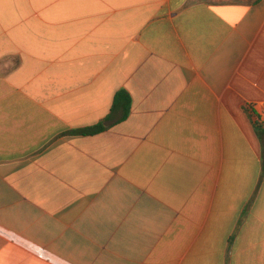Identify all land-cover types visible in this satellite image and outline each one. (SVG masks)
I'll return each mask as SVG.
<instances>
[{
	"label": "crops",
	"instance_id": "1",
	"mask_svg": "<svg viewBox=\"0 0 264 264\" xmlns=\"http://www.w3.org/2000/svg\"><path fill=\"white\" fill-rule=\"evenodd\" d=\"M259 121L264 0H0V264H264Z\"/></svg>",
	"mask_w": 264,
	"mask_h": 264
},
{
	"label": "trees",
	"instance_id": "2",
	"mask_svg": "<svg viewBox=\"0 0 264 264\" xmlns=\"http://www.w3.org/2000/svg\"><path fill=\"white\" fill-rule=\"evenodd\" d=\"M118 97L121 98L124 102H126V107H128V102H129V96L125 91H120L118 92ZM104 127L102 124H98L93 127L85 128V129H80V130H75L74 133L80 134V135H90L94 134L100 131H103Z\"/></svg>",
	"mask_w": 264,
	"mask_h": 264
},
{
	"label": "built area",
	"instance_id": "3",
	"mask_svg": "<svg viewBox=\"0 0 264 264\" xmlns=\"http://www.w3.org/2000/svg\"><path fill=\"white\" fill-rule=\"evenodd\" d=\"M258 123H260V124H264V121H259Z\"/></svg>",
	"mask_w": 264,
	"mask_h": 264
}]
</instances>
